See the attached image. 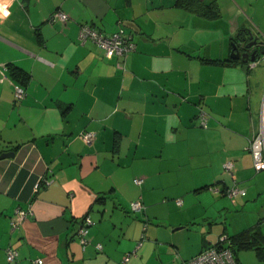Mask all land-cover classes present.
I'll list each match as a JSON object with an SVG mask.
<instances>
[{
    "label": "crops",
    "instance_id": "crops-1",
    "mask_svg": "<svg viewBox=\"0 0 264 264\" xmlns=\"http://www.w3.org/2000/svg\"><path fill=\"white\" fill-rule=\"evenodd\" d=\"M198 1L218 15L182 0H0L9 13L0 11V154L15 153L0 159V264H122L134 250L125 264H181L254 228L264 246V175L248 149L264 126V59L230 57L244 31L264 42V0ZM55 11L67 20L50 22ZM83 24L104 34L121 24L135 50L107 59L78 41ZM213 186L246 194L230 199ZM15 209L32 216L12 231ZM85 215L93 224L83 245ZM235 257L259 264L252 248Z\"/></svg>",
    "mask_w": 264,
    "mask_h": 264
},
{
    "label": "built area",
    "instance_id": "built-area-1",
    "mask_svg": "<svg viewBox=\"0 0 264 264\" xmlns=\"http://www.w3.org/2000/svg\"><path fill=\"white\" fill-rule=\"evenodd\" d=\"M59 20L61 22H65L67 20V16L61 11H55L49 21L54 22ZM78 41L81 44H84L88 41L95 44L99 47L103 55L107 59H111L113 57L116 58H124L135 50V43L132 39L130 33L126 32L123 25L118 24L115 32L111 34H104L99 32L98 30L92 28L87 24H83L79 27L78 32ZM26 93L22 86L15 85L14 86V99L15 101H20L25 97ZM199 125L202 128L207 127L208 115L200 109L198 113ZM93 138L91 133H83L81 135V139L85 144H89ZM248 149L252 155L253 159V168L256 172L264 171V126H261L259 131L250 139ZM223 169L227 172L232 179L234 164L232 161H227L223 164ZM134 183L139 185L142 183V179H134ZM42 185L46 186L49 184V180L47 178H43L41 180ZM39 185L35 187L38 188ZM209 190L216 195L227 196L230 199H234L237 196H245V191L238 189L236 187H218L213 186L210 187ZM178 205H181V200H176ZM131 211L134 213L142 212L143 206L140 201H134L130 203ZM29 216H32V211L30 209L22 210L15 209L13 216L10 219L11 230H15L22 221H24ZM93 222L89 218L88 215H85L82 219V224L78 229V236L81 240V243L85 245L87 243L86 237L88 234L89 228L92 226ZM141 242L137 244L138 248ZM97 249L100 250L101 246L97 245ZM135 254V250L131 253L126 254L122 259V264H125L129 257ZM18 257V252L13 248L6 249V259L8 262H15ZM38 264L42 263V260L36 261ZM181 264H239L232 249L229 246V242L227 236L222 235L218 239V243L214 246H211L196 256L183 261Z\"/></svg>",
    "mask_w": 264,
    "mask_h": 264
},
{
    "label": "trees",
    "instance_id": "trees-1",
    "mask_svg": "<svg viewBox=\"0 0 264 264\" xmlns=\"http://www.w3.org/2000/svg\"><path fill=\"white\" fill-rule=\"evenodd\" d=\"M184 7L200 16L205 18H215L218 15L217 8L213 4L205 5L200 3L198 0H182ZM129 33V32H128ZM132 36V35H131ZM8 71L13 80H16L19 83L20 78L22 83H24L25 76L18 69L13 66H8ZM260 234L259 229H252L250 231H244L237 236L229 237L227 236L229 246L232 249L234 255L236 251L240 248H252L257 252L259 257V264H264V246H259L258 235ZM218 243V242H217ZM216 243V244H217ZM215 244V245H216ZM214 246V245H213Z\"/></svg>",
    "mask_w": 264,
    "mask_h": 264
},
{
    "label": "water",
    "instance_id": "water-1",
    "mask_svg": "<svg viewBox=\"0 0 264 264\" xmlns=\"http://www.w3.org/2000/svg\"><path fill=\"white\" fill-rule=\"evenodd\" d=\"M240 50H251V53L250 55L249 53L245 52L244 54H241ZM230 57L232 59H240L241 57H246V59L243 60L246 62H254L259 59H264V42L254 38L250 31H244L243 35L239 38L238 43L232 45ZM14 156L15 153L12 151L4 152L0 154V159L13 158Z\"/></svg>",
    "mask_w": 264,
    "mask_h": 264
},
{
    "label": "flooded vegetation",
    "instance_id": "flooded-vegetation-1",
    "mask_svg": "<svg viewBox=\"0 0 264 264\" xmlns=\"http://www.w3.org/2000/svg\"><path fill=\"white\" fill-rule=\"evenodd\" d=\"M244 52H245V53H249V55H250L251 50H249V51H247V50H240V53H241V54H244ZM249 55H248V58H249ZM245 59H246V57H241V58H240V60H242V61L245 60Z\"/></svg>",
    "mask_w": 264,
    "mask_h": 264
},
{
    "label": "rangeland",
    "instance_id": "rangeland-1",
    "mask_svg": "<svg viewBox=\"0 0 264 264\" xmlns=\"http://www.w3.org/2000/svg\"><path fill=\"white\" fill-rule=\"evenodd\" d=\"M261 173H262V175H264V171H262ZM132 213H133V215H135V216H141V219H142L143 221L145 220L144 217L142 216V214L134 213V212H132Z\"/></svg>",
    "mask_w": 264,
    "mask_h": 264
},
{
    "label": "clouds",
    "instance_id": "clouds-1",
    "mask_svg": "<svg viewBox=\"0 0 264 264\" xmlns=\"http://www.w3.org/2000/svg\"><path fill=\"white\" fill-rule=\"evenodd\" d=\"M0 11H3V15H4L5 17L9 15V13H8L6 10H2V9H0Z\"/></svg>",
    "mask_w": 264,
    "mask_h": 264
}]
</instances>
